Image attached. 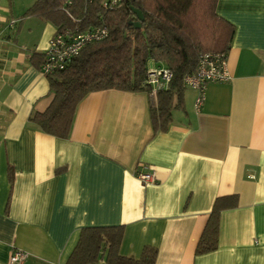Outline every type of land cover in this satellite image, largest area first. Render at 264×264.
Wrapping results in <instances>:
<instances>
[{
	"label": "crops",
	"instance_id": "1",
	"mask_svg": "<svg viewBox=\"0 0 264 264\" xmlns=\"http://www.w3.org/2000/svg\"><path fill=\"white\" fill-rule=\"evenodd\" d=\"M35 1L0 0V264L15 249L29 254L21 264H67L83 227L113 225L124 226L122 254L153 245L156 264H264V0H218L236 26L232 79L208 85L201 111L186 88L155 132L147 92L94 91L66 139L29 122L54 97L39 59L57 27L25 16ZM229 195L238 204L221 213L218 248L197 255L216 198Z\"/></svg>",
	"mask_w": 264,
	"mask_h": 264
},
{
	"label": "trees",
	"instance_id": "2",
	"mask_svg": "<svg viewBox=\"0 0 264 264\" xmlns=\"http://www.w3.org/2000/svg\"><path fill=\"white\" fill-rule=\"evenodd\" d=\"M104 0H36L25 16L52 22L57 30H86L108 26L107 38L88 44L66 68L47 75L54 97L44 111H35L29 122L58 138H68L80 102L91 92L120 89L147 92L155 132L166 131L173 111L183 108L184 77L196 71L203 53H228L236 26L217 11L218 0H127L105 9ZM133 8L145 19L141 27ZM33 55L32 58H38ZM40 56V55H39ZM45 55L40 56V66ZM154 62L172 72L168 89L154 96L147 84L148 66ZM13 171L9 178L13 182ZM238 204L236 195L217 197L196 254L214 251L219 245L220 216ZM124 226H87L67 264H156L158 248L146 245L139 258L121 253Z\"/></svg>",
	"mask_w": 264,
	"mask_h": 264
},
{
	"label": "built area",
	"instance_id": "3",
	"mask_svg": "<svg viewBox=\"0 0 264 264\" xmlns=\"http://www.w3.org/2000/svg\"><path fill=\"white\" fill-rule=\"evenodd\" d=\"M92 1V0H88ZM127 0H104L105 9H114L119 4ZM110 30L106 25H100L94 28L63 29L56 30L55 34L49 40V46L45 52V59L41 69L46 74H52L55 71L64 69L78 56L81 51L90 43L101 41L107 38ZM172 79V72L167 67H159L154 62L148 66L147 84L152 88L154 96L162 89H168ZM232 79L228 67V53H203L200 55L198 67L195 72L189 73L184 77L183 84L185 88H191L196 91L194 108L201 111L206 99L208 85L213 82H228ZM137 176L144 184L153 183L156 176L153 172L139 170ZM28 252L22 249H15L11 255V264H21L27 257ZM98 264H104L101 260Z\"/></svg>",
	"mask_w": 264,
	"mask_h": 264
},
{
	"label": "water",
	"instance_id": "4",
	"mask_svg": "<svg viewBox=\"0 0 264 264\" xmlns=\"http://www.w3.org/2000/svg\"><path fill=\"white\" fill-rule=\"evenodd\" d=\"M134 13L136 14V21H131L132 24H134L136 27H141V23L144 21L145 19V15L144 13L138 9V8H133Z\"/></svg>",
	"mask_w": 264,
	"mask_h": 264
},
{
	"label": "rangeland",
	"instance_id": "5",
	"mask_svg": "<svg viewBox=\"0 0 264 264\" xmlns=\"http://www.w3.org/2000/svg\"><path fill=\"white\" fill-rule=\"evenodd\" d=\"M189 89V88H188Z\"/></svg>",
	"mask_w": 264,
	"mask_h": 264
}]
</instances>
